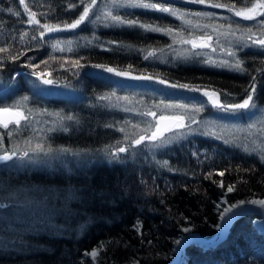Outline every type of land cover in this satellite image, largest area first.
<instances>
[{
	"label": "trees",
	"instance_id": "trees-1",
	"mask_svg": "<svg viewBox=\"0 0 264 264\" xmlns=\"http://www.w3.org/2000/svg\"><path fill=\"white\" fill-rule=\"evenodd\" d=\"M106 1L97 0L94 15ZM153 2L179 9L184 19L122 7L113 15L171 28L175 39L173 35L105 19L104 23L85 21L76 29L48 32L43 25L63 28L79 17L84 4L80 0H25L40 22L28 24L29 13L19 0H0V9L11 7L21 13L17 17L0 11V48L7 49L0 52V108L17 109L27 117L7 129L0 125V155L17 153L11 161H0V204L5 205L0 208V264H170L175 241L189 233L183 231L184 227L204 238L216 233L221 197L228 204L264 198V137L203 135L205 130L196 125L189 127L192 120H186L188 127L179 134L167 137L170 133H165L167 143L161 147L156 146L161 143L159 140L133 144L141 135L151 134L147 129L126 133V128H133L134 111L142 114L146 110H124L109 102L120 95L121 80L147 84L149 89L160 92L189 93L197 104L205 106L196 115L197 123L202 114L212 109L204 90L191 91L179 85L211 88L209 91L221 94L223 102L237 103L246 98L245 89L255 78L253 103L264 105L263 50L238 51L236 60L243 61V72L214 66L200 56L189 55L173 62L168 55L171 48L182 46L180 41L191 35L193 23L208 22L190 15L206 12L225 17L232 12L187 0ZM211 2L235 5L237 10L244 6L241 0ZM242 21L249 24V20ZM33 36L37 38L32 39ZM54 44L63 51L54 49ZM153 49L167 59L145 60L144 56ZM10 56L18 58L11 60ZM76 60L83 66H76ZM97 64L128 71L131 76L119 78L95 67ZM34 71H46L53 85L70 95H43L37 103L31 92L37 79L32 75ZM146 71L160 75L167 83H160L158 78H131L143 76ZM15 97H22L31 107L15 103ZM33 105L57 114L52 120L54 128L42 135L44 151L35 164L22 161L26 157L19 158L24 152L30 155L27 145H13V138L23 142L31 135ZM260 108L264 109L255 107L250 111ZM238 114L246 119L241 111ZM69 116L71 120L67 119ZM119 147L128 151L120 153L118 159L107 155ZM49 153L56 156L53 162L48 160ZM221 171L223 176L218 175ZM209 173L210 179L206 178ZM220 181L224 188L219 187ZM229 184L235 185L232 192L227 191ZM252 220V216L245 215L235 221L227 236L215 246L187 245L181 264H264V236ZM93 247L101 248L96 263L86 254Z\"/></svg>",
	"mask_w": 264,
	"mask_h": 264
},
{
	"label": "rangeland",
	"instance_id": "rangeland-1",
	"mask_svg": "<svg viewBox=\"0 0 264 264\" xmlns=\"http://www.w3.org/2000/svg\"><path fill=\"white\" fill-rule=\"evenodd\" d=\"M118 2V0H117ZM120 7H115L113 5V0H107L106 2H103L100 7L97 9V13L99 14H93V12H90V20L86 21L89 24H92L91 22L99 21V23H104L105 19V13L108 11H111L112 13L114 10ZM233 13V12H232ZM194 17L197 19H207L208 22L199 24L193 23L191 26H193V29L191 31L190 36H185V39H195L197 43H200L199 38L201 36H211V47L208 48H202V49H193L190 44H184L182 46L171 48L168 51V55H170L172 61L175 60H182L189 55L192 57H204L206 61H213V62H221L223 60H228L232 63L236 61V55L235 56H229L227 55L228 52H235L238 53L239 50L245 49V48H254V49H260L264 51V48H261L259 46H253L252 40L264 38V31L261 30V25L257 23V20L249 21V24L246 25L245 21H242V17H237L234 15L231 16H225L220 17L217 15L212 16H197V15H190V17ZM110 22H112L109 19H105ZM203 25V27L199 25ZM231 26V27H229ZM251 28L252 32L248 33L246 29ZM178 36V35H176ZM251 36V40L248 39V37ZM241 37L244 38V41H246L249 45V47H243ZM215 48V51L212 49ZM167 53V51L165 52ZM164 53V54H165ZM165 56V55H164ZM162 54H156V56L152 59L159 60V59H165ZM167 59V58H166ZM112 67V66H110ZM224 69H228L223 67ZM121 71V70H120ZM143 76H151L153 79L158 78L159 81L163 80V78L159 75L156 76L153 73L145 72L142 74ZM119 77V76H118ZM36 84L31 85V92L33 100L35 99L37 103L39 102L40 96H58V97H66V95H70L66 90L61 89L53 84L48 85L44 84V79H49V76L47 72L41 73V78H38L36 76ZM121 78V77H119ZM137 85V86H136ZM147 84H136V81H126L121 80V88L122 91H120V95H115L114 100H110L109 102L112 105H116L118 107H123V109L132 110V109H138V107H144L145 112L144 114L152 112L155 113V116L151 115H142L138 111H134V123L131 125L132 127L126 128L127 134H132L137 131H142L147 129L146 132L150 133L154 130V126L157 123V118L160 116H183L184 122L186 123V120H193L195 119L196 123L190 122L188 123L189 127L197 126L203 130H205L207 133H212V135L220 136V137H226L229 138L230 136L241 138L246 135L248 138L255 139L257 137H264V109L260 108L258 110L250 111V110H241V115L246 116V119H241L239 117L238 113L233 112H224L221 110H218L217 108L213 107L211 102L208 100V97L205 96V100L208 104V106L212 107L211 111H206L205 114H202L201 117H199V121L197 123V113H200V111H196V109H201L202 107L199 104H197L194 101V98H192V95L186 92H179L176 90H168L166 92H160L158 90L149 89ZM119 88V89H120ZM200 89L203 90H211V88H205L201 87ZM125 92H124V91ZM128 90V91H127ZM38 97V98H36ZM125 97L127 99H125ZM15 103L19 102L22 103L24 107H31L26 106L24 103V100L22 97H15ZM244 98L239 100L237 103H241ZM220 101L223 102L221 99ZM181 105H185L187 107H180ZM256 107H264V105H255ZM31 110L34 112V120L31 122V135L29 136L28 140L20 142L16 138H13V145L19 146L20 143H24L27 145L30 149V155L26 157V159H23L22 161L27 163H36L39 161V154L41 152L39 151H33L36 149V146L42 143V135L44 132H51V129L54 128L52 120L53 117H56L57 114L54 110H48L47 108H37L40 107L38 105H33ZM66 107V106H64ZM151 107H156L155 109L161 110L160 113L153 110ZM42 110H45L43 112ZM178 110V112H170ZM164 111V112H163ZM166 111V112H165ZM202 111V110H201ZM249 111V112H248ZM48 112V113H47ZM132 112V111H129ZM248 112V113H247ZM247 113V114H246ZM48 118L50 122L46 121L45 119ZM149 124L153 125V128H149ZM192 125V126H191ZM180 130H174L173 132H170V134H167L169 137L170 135L173 136L175 134H179ZM1 149V147H0ZM55 155L52 153H49L48 160L50 162H53L55 160ZM253 199H264V198H253ZM225 198L221 197L219 200V209L220 213L229 206L228 203H225ZM218 216V217H219ZM252 216V215H249ZM253 220L258 219L255 217V215L252 216ZM252 220V223H253ZM254 226V223H253ZM255 227V226H254ZM217 231V230H216ZM190 233V232H189ZM183 236V235H182ZM181 237L178 238V240ZM176 246L174 245V253L172 255H175L176 252ZM93 250H97L98 254L100 253L101 248L100 247H93L89 250L88 253L92 252ZM184 256V255H183ZM87 257L94 263H96V260L93 259L90 255H87ZM172 261V259H171ZM170 261V263H171ZM183 261V257L181 259V264Z\"/></svg>",
	"mask_w": 264,
	"mask_h": 264
},
{
	"label": "snow or ice",
	"instance_id": "snow-or-ice-1",
	"mask_svg": "<svg viewBox=\"0 0 264 264\" xmlns=\"http://www.w3.org/2000/svg\"><path fill=\"white\" fill-rule=\"evenodd\" d=\"M82 4H84L83 11L79 15L77 19H75L72 23H65L63 25V28H61L60 25H56L55 27H50L49 25L45 24L43 25L44 28L48 30V32H54V31H61V30H70V29H76L78 28L82 23L85 21L90 20V12L93 10V8L96 6L97 0H91L90 3H84V0H80ZM187 2L190 3H197V4H207L210 7L214 8H227L228 11L233 12L235 16L237 17H242L244 20H257V17H264V0H241V3L244 5L241 7L239 10L235 8V5H227V4H222V3H212L211 0H187ZM19 4L24 5L25 11L29 13V18L27 20L28 24H39V20L36 19V14L34 12H31V10L28 8L27 4H25V0H19ZM113 5L115 7H122V8H133V9H145V10H152V11H158L161 13H168L172 16H177L179 19L183 20L184 15L180 13L179 9L173 8L171 6H166L161 3H156L153 2V0H113ZM76 5H70V7H75ZM0 11H7L9 13H12L13 15L19 17L21 13L19 11H14L13 8L8 7L7 9H0ZM105 19L111 20L114 24H119V25H127L128 27H138L141 28L145 31L148 32H156V33H164L166 35H173L174 39V33L173 29L171 28H165L161 27L159 25H153V24H148V23H142L138 21L137 19H125L119 15H113L111 11L106 12L105 14ZM197 16H212L214 15L213 13H206V12H197L195 13ZM186 23L191 24V21H186ZM257 23L261 25V30L264 31V20H257ZM231 27V26H229ZM248 33L252 32L251 28L246 29ZM41 37L44 36V33H40ZM36 36H33L32 39H36ZM249 40H251V36L248 37ZM200 43H197L195 39H185L181 40L180 43L184 44H190L193 49H202V48H208L211 47V36H201L199 38ZM242 46L243 47H249L248 43L244 41V38L241 37ZM112 43V42H110ZM252 45L253 46H259L261 48H264V38L260 39H255L252 40ZM54 49H59L60 51H63L62 48H59V44H54L52 46ZM171 47V45L169 46ZM69 51H72L71 48L68 49ZM215 51V48L212 49ZM7 49L5 48H0V52H5ZM163 51V50H161ZM227 55L229 56H235V52H228ZM156 56V50L153 49L151 51H148L147 54L144 56V59L147 60L149 57H155ZM18 57L17 56H10L9 59L11 60H16ZM207 63L214 64V66L218 67H225L229 68L238 72H243L245 71L243 67V61L237 59L234 63L228 61V60H223L219 63L213 62L211 60L207 61ZM75 65L78 67H82L83 65L80 64L79 60L75 61ZM29 67H38V66H33L29 65ZM97 68H103L105 71L108 73H114L116 76H121V77H130L131 73L128 71H119L116 68L113 67H107L105 65H100L97 64L95 65ZM32 75L37 76L38 78H41V73L39 72H33ZM133 79H144V80H151V76H135L131 77ZM44 84L51 85L53 84V81L51 79H44L43 80ZM160 83H167L166 81L161 80ZM172 87H177V85L173 84L171 85ZM181 88H187L191 91H201L199 88H190L189 85L183 84L179 85ZM256 91V85H255V78H253V83L249 85L248 88L245 89V92L247 93V96L241 103H222L220 101V93L212 90H204L203 95L208 97V100L211 102L212 106L217 108L218 110L224 111V112H233V113H238L241 110H250L252 108H255V104L253 103V94ZM114 96L115 93H112ZM27 99V98H25ZM101 99H109V97H101ZM125 99H127L125 97ZM180 107H187L185 105H181ZM201 109H196V111H201ZM142 115H151L155 116V113L149 112V113H142ZM0 116H3V119H0V125L3 126V128L7 129L10 124H15L19 125L21 120H27V117L20 111L14 110L12 108H0ZM67 119L71 120L72 117L69 116ZM166 119L165 117H161V120ZM175 121H177L175 124L168 126V127H162L159 122H157L154 126V130L151 131V134L148 136L141 135L138 139H135L133 141L134 145H141L144 143L145 140L148 142L152 143L155 141H161L160 144H157V147L164 146L167 143V139L165 137V133H170L173 132L174 130H180L188 127L185 122H184V117L179 116V117H173ZM193 123H196L195 119L193 118L192 120ZM149 128H153L152 124H149ZM66 130V129H65ZM121 132H123V129H120ZM195 131V130H191ZM203 135H212V133H202ZM181 135H184V133H181ZM225 143H229V141L225 140ZM33 151H39L43 152L44 149L41 145H37L36 149ZM52 149H48V152H51ZM64 151H68V149H64ZM128 151V148L126 147H119L117 148L114 152H109L107 155L111 157L112 159H118L120 153H126ZM47 154V153H45ZM17 156V153L15 151L12 152H6L4 155H0V161H11L13 160L14 157ZM25 157H28V152H24L22 157H19L20 159H23ZM264 159V156L261 157ZM164 166H167V161H164ZM171 170V169H170ZM211 173L208 174L206 178L210 179L211 178ZM218 175L223 176L224 172L221 171L218 173ZM219 187L224 188V182L220 181L219 182ZM235 189V185L229 184L227 186V191L232 192ZM225 203H228L227 200ZM245 205H254L258 206L261 209H264V199H250V200H240L236 203L229 204L227 208H225L220 215V220L223 222L224 225H229L232 223V216L231 214L235 213L236 210L243 208ZM5 207V205L0 204V208ZM218 228L221 227V225H217ZM137 231H141V226L138 222L136 225ZM183 231L185 233L190 232L191 228L189 227H184ZM176 244H180V240L175 241ZM102 247V246H101ZM87 255H90L93 259H96L98 255L97 250H93L90 253H86ZM136 264H139L137 261Z\"/></svg>",
	"mask_w": 264,
	"mask_h": 264
},
{
	"label": "water",
	"instance_id": "water-1",
	"mask_svg": "<svg viewBox=\"0 0 264 264\" xmlns=\"http://www.w3.org/2000/svg\"><path fill=\"white\" fill-rule=\"evenodd\" d=\"M161 117H165L166 119L161 120ZM173 117L175 116H160L157 118V122H159L162 127H168L177 122L174 119H172ZM3 118H4L3 116H0V119ZM245 215H252V216L255 215V217L258 218V219H254L253 223L255 228L264 236V209H261L258 206H254V205H245L243 208L238 209L236 210L235 213L231 214L232 223L229 225H224L223 222L220 220V216H219L217 225H221V227L220 228L217 227L216 233L211 238H204L196 232H190L181 236V238L179 239L180 244H177L175 255L173 256L170 264H179L184 255L186 246L191 243H196L200 246H205V247L215 246L218 242H220L227 236L231 225Z\"/></svg>",
	"mask_w": 264,
	"mask_h": 264
},
{
	"label": "bare ground",
	"instance_id": "bare-ground-1",
	"mask_svg": "<svg viewBox=\"0 0 264 264\" xmlns=\"http://www.w3.org/2000/svg\"><path fill=\"white\" fill-rule=\"evenodd\" d=\"M231 230V229H230Z\"/></svg>",
	"mask_w": 264,
	"mask_h": 264
}]
</instances>
